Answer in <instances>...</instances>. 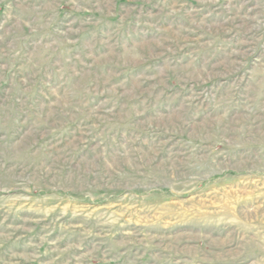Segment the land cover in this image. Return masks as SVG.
<instances>
[{"label": "rangeland", "instance_id": "obj_1", "mask_svg": "<svg viewBox=\"0 0 264 264\" xmlns=\"http://www.w3.org/2000/svg\"><path fill=\"white\" fill-rule=\"evenodd\" d=\"M0 264H264V0H0Z\"/></svg>", "mask_w": 264, "mask_h": 264}]
</instances>
